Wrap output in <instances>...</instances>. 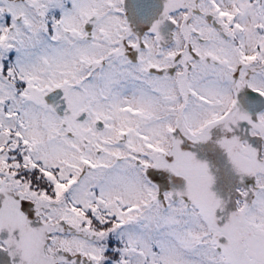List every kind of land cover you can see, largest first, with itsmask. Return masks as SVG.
<instances>
[{"label": "snow or ice", "instance_id": "6c2138e0", "mask_svg": "<svg viewBox=\"0 0 264 264\" xmlns=\"http://www.w3.org/2000/svg\"><path fill=\"white\" fill-rule=\"evenodd\" d=\"M0 264H264V0H0Z\"/></svg>", "mask_w": 264, "mask_h": 264}]
</instances>
